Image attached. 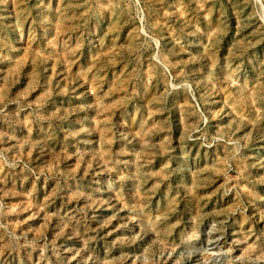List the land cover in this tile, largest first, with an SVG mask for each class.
I'll list each match as a JSON object with an SVG mask.
<instances>
[{
	"label": "rangeland",
	"instance_id": "1",
	"mask_svg": "<svg viewBox=\"0 0 264 264\" xmlns=\"http://www.w3.org/2000/svg\"><path fill=\"white\" fill-rule=\"evenodd\" d=\"M0 264H264V0H0Z\"/></svg>",
	"mask_w": 264,
	"mask_h": 264
},
{
	"label": "water",
	"instance_id": "2",
	"mask_svg": "<svg viewBox=\"0 0 264 264\" xmlns=\"http://www.w3.org/2000/svg\"><path fill=\"white\" fill-rule=\"evenodd\" d=\"M141 31H143V30L141 29Z\"/></svg>",
	"mask_w": 264,
	"mask_h": 264
}]
</instances>
